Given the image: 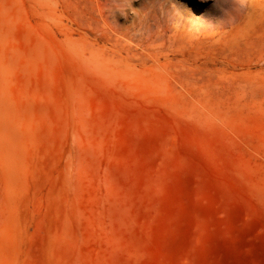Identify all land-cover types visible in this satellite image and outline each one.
Returning <instances> with one entry per match:
<instances>
[{"label":"rangeland","instance_id":"obj_1","mask_svg":"<svg viewBox=\"0 0 264 264\" xmlns=\"http://www.w3.org/2000/svg\"><path fill=\"white\" fill-rule=\"evenodd\" d=\"M0 264H264V0H0Z\"/></svg>","mask_w":264,"mask_h":264},{"label":"bare ground","instance_id":"obj_2","mask_svg":"<svg viewBox=\"0 0 264 264\" xmlns=\"http://www.w3.org/2000/svg\"><path fill=\"white\" fill-rule=\"evenodd\" d=\"M246 3V2H245Z\"/></svg>","mask_w":264,"mask_h":264}]
</instances>
